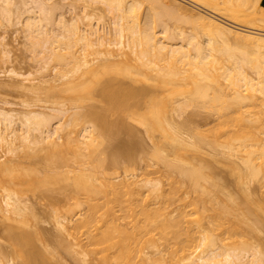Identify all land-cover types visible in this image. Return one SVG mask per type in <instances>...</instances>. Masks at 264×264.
<instances>
[{
    "label": "bare ground",
    "instance_id": "6f19581e",
    "mask_svg": "<svg viewBox=\"0 0 264 264\" xmlns=\"http://www.w3.org/2000/svg\"><path fill=\"white\" fill-rule=\"evenodd\" d=\"M0 1H2L5 4V7H2L3 8L2 10L5 13V15L7 14V18H8V14L9 15L13 14L11 12L12 9H14L15 7L12 8V6L18 7L17 8L18 10L16 12H18V14L21 13V16L23 15L22 13L25 12L26 14L32 13L28 15L29 16V18H27L28 21L25 20L21 21V22L25 21L26 23L25 24L26 28L24 27L23 29H26V32L29 33L27 35V38L29 36L28 39L29 41L32 42L31 45L33 44L32 46L34 47L36 44H39V42L41 41L40 38L44 37L43 39L46 41L45 42L42 39L44 50L43 49H42L43 51L41 49L39 50L42 53L45 51L44 53H46L45 54L46 56L40 53L42 55L41 57L43 56L46 57V60L43 61H46L47 63V61L49 60L48 64H50V62L52 61H55L57 64L60 65L59 67L62 66L61 70L64 71L62 74V78L64 77L63 79L67 80V77L71 75L73 77V80L75 78L77 79L76 81H78V79L80 80V78L82 77L86 78V81L87 80L90 81L88 83V86L85 88L82 87V85L79 86V84L77 86L78 88L76 89L74 86L73 87V90L75 89L74 91L70 89L71 86H67L66 83L68 91L70 89V91H73V95H75L74 97L71 98L75 99L76 100L75 102H77L78 104L81 103L78 102L79 100L84 99V97L87 95L91 96L97 90L102 92L104 97L105 96L106 98L108 97L107 99L110 100V101L108 100L109 104H111L110 102H112V104L115 103L114 100L117 99L118 97L119 98L117 100L121 102V100L123 99V98L121 99V96L124 97V95L128 93L127 91H129V89H131V91H129L128 96L130 95H132L130 97L134 96L133 98L130 99H134V100L136 99L137 101H139L140 97H144L146 95H148L149 99L150 98L151 100L153 99L154 101L153 100L152 101L154 102L153 105L155 107L153 108L154 111L152 113H151V109L150 112L148 109L149 112V114H147L148 119L147 117L145 118L146 120L144 119L146 114L144 116L138 115L139 117L141 116L140 118H142V120H145V122H149L148 124L146 123L147 125L145 126V122H143L140 118H138V122H140V125L145 126L143 127L145 129V133L149 134L150 132L151 137L150 135L149 137L147 135L149 141L151 140L150 138H153L154 141L157 139L156 140L157 142L151 140L153 141L151 143L150 141V143L153 144L152 146L153 148L151 149L150 152L147 151L146 155H148L149 157L148 156H145L146 158L143 157V161L144 158L145 160L146 159L150 160L151 158V161L146 160L147 163L152 162L151 164L149 163L147 167L149 165H153V163L154 164L157 163V165L158 164L164 165L162 167L168 168L169 171L173 172V175L176 179H178L177 177H179L180 175L179 179L183 178V180H181L182 182H180V180H178L180 183L177 180H174V182H172L170 178L173 177L172 173L170 174L169 171H167V169L164 168L168 172L167 173L162 168L165 171V174L163 175L164 179L166 178L165 176H169L168 178H170V181L166 180L167 183L165 182V184L169 183L168 185L171 186L172 188L174 185L172 186L171 184L174 183L176 185V183L178 182L180 186L182 185L185 186V189L184 187L182 189L185 190L183 192L185 193L189 192L190 194L192 193L191 195L193 196L195 193L196 198H194V200L197 199V202L200 205L205 203V207H207L206 203L211 204V205L208 204V209L203 208L204 204L199 208V204L196 201L193 202L194 200L192 198H189L191 197L189 193H188L189 197L186 196L188 199L186 198L184 199L185 193L182 195L183 192H181L182 200L191 199V201L193 202V203L188 202L190 204L189 206L188 204H184L189 207V210L188 209L185 210V208L183 210L184 207L183 203L185 202H183L178 195L179 194L178 192L182 190L180 189V191H178L179 187L175 186L177 190L174 189L175 187L173 189L176 190V192L173 189H167V191L170 190V193L168 191L169 194L168 193L165 194V192H163L164 188L161 187L163 186L162 182L164 181L157 179V177L155 179H157L158 182L156 180L152 181V179L150 178L147 179L151 181H148L147 179L146 181L145 178H143V180L141 179L142 181L141 180L140 181L143 184L142 187L139 179L137 181L138 176L137 174L135 175V173H133L132 175L133 179L131 181H129V178L125 176L128 178V180L127 178L126 179L120 178L122 180L121 181L119 180V183H115V182L113 183L115 177L113 178L112 175H115L116 173L110 174V177L113 178V181H111V178H109V176L105 174L106 172V169L104 168V166H106L104 164L105 161L102 162L98 160L99 161L98 162L95 159V156L97 155L95 149L97 147L99 149V146L96 145L97 143H94L95 140H97V138L95 137L96 138L95 139L91 135L95 134V132L93 133V131H96V128L95 130H93L95 126L93 127L92 125L91 126L88 125L86 128L84 127L85 129L83 131L84 134L83 141L72 139L73 137L71 138L72 139L71 140L68 136L69 139H67V144L71 141V144H69L68 146H71L72 150L74 148L75 154H78V156L81 157L82 160L83 159L84 160L83 161L81 160L80 163L77 162L80 165L76 164L79 170L78 174L74 173L70 166L68 167V169L71 168L69 172L71 170H72L71 174L73 172L74 177H71L72 178L71 181L73 182L72 185H70L71 187L68 185L69 183L67 184V186H69V189H66L68 187L65 186L68 181L67 180L68 178L65 179L67 181L66 183H64L65 185H63L66 187L65 188L66 191L70 190V193H71V189H74V191L73 190L72 191L75 194L72 193L71 196L74 195L75 201L77 200L76 206L78 208L80 207L82 208L83 204L84 207L86 206V211H85L86 214L85 216L83 215L84 221L82 222L83 223L82 227L84 228V232H85L84 234H86V236L83 239L82 235H80L78 236L79 237L78 239L77 235L74 233L76 230H73V232L69 231L71 227L69 228V230H67L69 226H67L68 224L66 225L65 222L66 223L72 222L71 220L72 218L69 215L72 214L71 211L73 212L75 210V209L74 210L69 209L72 208L70 206L68 208V211L66 210L64 216L62 214V216L59 217L57 214L58 217L55 216L57 220L54 218L55 224L57 225L58 229L62 232H66L67 230V232L64 234L67 233L68 234L66 238L63 237L64 239L62 241L60 242L57 241L59 243H57L55 247H53V249L52 248L49 249L50 246L49 247L46 246L45 249L43 250L37 249L36 248L37 246L35 247L33 242H35L38 238L40 239V235L41 236L44 235L41 234L42 232L39 233L40 230L39 232L35 231L33 233L27 232L26 231L27 228L25 229V231L22 228L18 231L10 230L8 232L9 243H11L13 252L17 256V258L22 262V264H61L60 255L62 254L69 255V257L71 258L73 257L74 261H76L78 264H158V263L166 264V262L167 264L168 263L174 264L173 260L180 258L182 260H177L176 261L177 264L180 263L181 261L182 264H184L185 261L186 264H264V253L262 249H260L261 247L259 248V246H255V247L246 248L245 243L249 240L244 242V239L242 238L243 241H241L242 239H238L241 236L238 237V234L235 235V233H239L244 237L243 234L247 231V234L249 233L250 236L247 237V239L249 238L251 240L252 234L250 235V233H252V231L254 232L255 230L259 231L257 232V234L259 233L258 235H260V233L264 234V193L260 198H256L258 196L257 195H255V197L254 195L252 196L254 191L252 192L251 191L252 186L250 187V184L253 182L251 185L260 184V187L264 188V11L263 9H261L260 0H189L191 3H193L192 7H187L183 5L180 2V0H76L75 2L77 3L75 2L74 3L75 4L80 3L84 8L91 6L90 3L92 4L101 3L102 5L104 4V6H106L109 13H111L112 16L114 17V20L112 22L113 31H111L113 32L111 33L113 34V40L111 37V40L113 42L111 41L109 42V40L108 42H106L107 41L105 39L106 33H104L105 35H102L100 31L97 30V28L95 29L94 27H90V29L88 28L89 30H87L86 28L85 29L82 28V24L80 27L79 24H77L76 22L77 20H75L74 18H72L74 22L71 23L69 21L66 22L64 18H61L63 16H61L60 17L61 19L59 20L57 19L58 22L54 23L56 22V20L54 21L53 20L54 18L51 17V12L53 13V11L58 10L59 7L57 8L56 7L57 5L54 7V5L52 4L53 5L52 7L51 4H49L52 7L51 8L50 6L48 7L47 6L48 4H45V1L43 0H31L32 2H34V4H36V8L38 9L39 16L37 17V15L32 16L33 11L31 8L25 9V7H27L28 4L26 3L25 5L24 0H0ZM28 1L29 0H27V2ZM49 1L50 0H47L46 2ZM195 6L196 7L200 6L201 8H204L205 11L201 10L202 11L201 12L193 9V7ZM143 7L146 8V11L148 10L147 12L149 14H147L148 20L147 18L145 21L143 20L144 25L141 26V22H138L139 20H137V18L138 19L141 18L139 16L141 15L139 12H143L142 11ZM54 8L57 9L54 10ZM16 17H18V15ZM86 17L89 16L87 15ZM218 17L222 18L224 21L222 19H219ZM19 18L22 19L23 17L19 16ZM77 18L78 17H76V19ZM165 19H168V22L170 19L173 20L177 19V21L179 20V23L181 24H183L182 22H184L187 23L188 26L190 25L191 28L187 27L191 29L190 32L187 33L182 31L185 34L180 33L181 37L180 36L178 37V39L181 38L180 39L181 44L180 43L175 44L173 38H172L173 42L170 37L167 38V35L168 33H170L171 30L170 27H167L169 25H167V20ZM53 25L58 27L56 29L58 31L55 32L53 30L51 31L52 29L51 26ZM49 26L51 27V29H48L50 28ZM156 27L163 29L161 34L164 35L163 38H166V41L160 38L159 36L160 33L157 36L156 34L157 32H155ZM168 30L170 31L168 32ZM50 31L54 32V34L50 33ZM171 32L173 35L174 34L173 31ZM177 34L175 37H177ZM38 39L39 42L37 43ZM57 43H59L58 45L60 46V48L57 45ZM54 44L56 46H53ZM78 45H80L79 47L81 48V53L79 54H77V52L76 53L73 52L76 51L74 50V48ZM52 46L56 48L58 47L60 51H62L61 50L62 48L68 50V52L65 50L67 52L65 54H67L69 58L67 56L64 57L65 55L62 54L65 51L59 53L58 51H56L58 50V48L55 50V48H53ZM103 56L105 57L108 56L109 59L111 58L112 59L115 58V59L113 61ZM90 57L93 58L91 59ZM116 57H118L119 62H123L122 58L125 59L126 57L127 60L124 61L125 62L128 61L129 63L132 62L134 65L132 66L131 63L130 67L135 68L134 69L135 72L134 73L131 72L133 71V69L127 70L128 69L127 67H129V63L128 66L125 67L127 69L122 68L121 67L122 64L120 66L118 65L119 68H117V64H115L116 63L115 61L117 60ZM125 64L127 65V63ZM106 74L109 77L110 75L114 77L116 76V79H119L118 78L119 76L120 78L124 77V79L131 78L130 80H133L134 83L138 82L139 81L138 79H140L139 77L142 78L143 76L145 78L142 80L143 81L145 80L147 85L145 83L143 84H145L147 87L134 88L133 86L134 84L131 81L133 85H130L131 83L127 85L130 87L133 86V89L127 88L128 89L127 90L126 87L128 86H126V83L124 84L123 82L124 86H121L123 85L121 79H119L118 81L113 78H110L107 81L101 80V76L105 75L106 77ZM133 75L137 78H134ZM125 80L128 81V79ZM81 82H83V80H81ZM115 84H117L118 86L117 85H116L117 87L114 86ZM34 86L35 85L31 87ZM113 86H114L113 88L114 90L111 88ZM109 88L112 90H110ZM122 92L124 95L122 94ZM156 93L158 95H155ZM92 97L93 95L91 96V98ZM176 97H182L180 99L181 101L179 100L174 101V98ZM72 99L71 101L70 100L69 101L73 103ZM88 99L90 100L89 97ZM84 100L87 101L86 97ZM136 100L135 102H137ZM151 100L150 101L148 100V102L153 103ZM193 101L211 102L212 105L210 104L209 106L210 108L212 107L213 110L212 108L211 109L209 108L208 106L209 103L203 105L201 102L202 108H205V110L210 109L213 112V114L211 113V111H210L211 114L209 113L210 116L212 115V118L209 117L208 119L207 117L208 119L207 123L211 125L210 128H206V130H208L209 133H206L204 130L203 131L205 133L202 132V130L200 132V128L198 130L196 126H195L196 130H195V128L193 127L195 123L190 122L193 121L192 119H194L193 117L191 118V115L190 116L188 115L189 117L186 118L184 123L181 121H180L181 123H179L175 120L174 117L176 116V114L179 113L180 110H182V108L187 109L188 111L189 108L195 106V102L193 104ZM139 102L137 103L140 106L141 105L140 103H142L143 100L142 102L140 103ZM127 104L125 103L123 106L124 107L125 105L128 106ZM77 105L75 108H77ZM196 105L198 106L199 104L196 102ZM145 107L148 108V106ZM170 108L172 110L171 112L169 111ZM124 109L125 108H123L122 111H125L127 108L125 110ZM56 111L59 110L55 109V112ZM187 111L182 110V112L184 113H186ZM168 112L170 113V116ZM56 113L58 117L60 116L59 115L60 113L61 115L62 113L64 115V112L62 110ZM20 114L22 113L16 115L15 113L13 114V112H11L10 110L6 111L3 110V108L0 109V147L1 145L11 146L16 140H21L24 147L30 144H34L37 141L36 139L37 137L33 138L34 136H32V134L35 132L39 134L41 132L43 134L42 137L39 136L41 138V139L39 138L40 140L42 139H44L45 141L50 140L56 133H58L57 130L60 131L59 129H61V128L58 129V126L55 127L53 125L54 124L52 122L54 121L53 115L49 114L50 116H53V120H52L48 115L47 117L41 113H36L32 111L22 115ZM73 114L75 113L73 112ZM134 114H136V112ZM150 114L153 115L151 119L154 118V120L152 119L153 121L150 119L152 122L149 121V117L151 116ZM172 114H175V116L174 117L171 116ZM76 115L79 116L78 117V121H79L81 117L92 118L91 115L93 114L87 113V111L86 113H84V111L83 112L80 111ZM57 116L55 118H58ZM84 120L87 119L85 118ZM84 120H81L79 122L82 123V121L84 122ZM208 121H211V123H214V125H212ZM18 123L19 126H22V128L24 127L25 129V132L22 134L18 133L19 129L18 130L16 129L17 128L16 125H18ZM92 123H94V121ZM199 125L201 126V124ZM199 125L197 124V127H200ZM53 126L55 127V129H53ZM202 133L204 135H202ZM154 134H156L159 137L154 136ZM59 139L61 138L59 137ZM98 139H100V137H98ZM100 142L99 144L101 147L103 145H101ZM61 144L64 145L63 143ZM54 145L56 146L57 144L52 141L51 146L54 147L55 149L57 148L56 151L60 150L59 149L60 147H63L62 145L61 146L57 145L56 147ZM142 145H141L142 147L141 150L144 148ZM68 146L67 149H70L68 148ZM54 148H51L53 150L52 152H55ZM204 148H206V150ZM144 150L146 151V149H143L141 153L145 154L146 152ZM24 152L28 153V151H24ZM201 152L205 157L209 156L211 158L212 156L214 160L213 159L210 160L208 158L209 162L215 161L218 163L219 167L221 168L223 167V165H226L224 166V168H222V170H225L227 168L225 170L226 173L229 170L230 174L228 173L227 174L230 175L232 178L230 182L232 181V184L235 185L236 194L235 193L232 194L231 192H228L229 189L227 190V184L222 182V180L220 179L217 180V178L215 177L216 174L214 175V172L217 169L216 167H214L216 168L215 170L212 169V171H214L213 173L212 171L210 172V174L209 172H207L209 171L212 162H210L211 163L210 165L207 163L210 167L204 164L203 162H201L202 159L201 157L202 154H200ZM194 153L200 154L199 157L201 158L199 159L198 157L200 161L198 160L196 161L197 158L194 157L192 158L189 155V154L194 155ZM205 153L207 156L205 155ZM29 154L31 153L29 152L28 156ZM199 154H196L194 156L197 157ZM55 155L58 158V155L57 154ZM61 157L63 156L61 155ZM79 157L78 159H80ZM192 159L196 161L195 165ZM116 160L115 161L113 160L114 163L111 165H114L113 168L115 167L118 170L120 169V167L118 166L121 163H119L120 161L119 159H118L119 161ZM126 160L128 161V159ZM10 161L12 162L13 159H11ZM10 161L8 162L11 163ZM54 161L55 158L53 159V162ZM67 161L68 160H66V162ZM8 162L6 163V165L5 163H3V165L0 164V173H1L0 175L3 176L2 174L4 173L6 176L7 175L9 176L8 179L11 177L12 181H9V183H13V185L16 184L17 186L18 185L21 186V184L25 185L24 183H27L28 184L27 187L30 188L31 185V189H32L33 185L32 184L29 185V183H31L32 181H28L31 180L30 178H32L33 181H36L37 185L38 182L39 185H41L40 183L42 182L41 180H44L43 178L41 179L39 178V176L37 175L38 173L29 174L31 172L29 173L25 172L23 168V171L20 172L25 173V179H28L27 177L30 178L26 180L27 182L23 181L22 179L24 176L23 173H21L20 176L18 172L16 177L19 175V177L21 178L18 179H22L23 182L17 181L16 180L17 178L12 177L14 175L13 172L10 174V170L13 171L16 167L12 164H9ZM53 162L50 163H52L53 165L55 164ZM133 162L134 161H132L131 164H133ZM188 162L191 163L189 164L190 166L188 165ZM63 164L64 162L61 163L62 167ZM85 164H89V165H85ZM131 164L129 163L130 166H132ZM199 164L201 165L204 164L202 165V167L206 166L205 167L206 169L204 168L206 173L204 172V169L199 166ZM58 165L59 164H57V167ZM191 165L192 166L194 165L195 167L194 166L191 167ZM207 166L209 169L207 168ZM89 167H91L92 170ZM93 167L94 168L97 167V169L95 168L97 172L100 167V169L102 170L101 175L103 173V170H105L104 174L106 176L104 175V180H103V176H101L102 178L99 176L100 173H97L95 172V170H93ZM101 167L104 169H102ZM53 169L54 168H52L51 171H54ZM7 172L10 175L6 174ZM65 172L68 171L66 170ZM27 173L29 174V176L28 175L26 176ZM56 173H57V169H56ZM174 173H177V177L176 174ZM211 173L214 175L213 177L216 179L211 177L212 176ZM58 174H60V172ZM5 175L4 178H7L5 177ZM30 175L31 176L33 175L34 178L33 176L31 177ZM98 177L102 179L101 183L99 181L100 185L96 183V181L99 180ZM116 177L119 179V175H117ZM1 178L2 177H0V179ZM4 178H2L1 180L2 182L5 180ZM133 180L136 181L134 182ZM45 181L46 180H44V182ZM5 182L6 181H4V183ZM4 183L2 187L4 186ZM139 184L140 186L137 188ZM143 186L147 188V189L145 188V190L149 192L148 195L149 194L151 195V193L153 194L155 193L154 194L155 196L158 195L159 198H164L161 200V204L158 202L160 205L159 204L157 205V201H159V199L158 200L155 199L156 197L154 195L153 198L156 204L153 201V199H151L152 195L150 196V198H148L147 196V199L144 197L145 195L144 193H147V191L141 193V191H145ZM186 186L188 190L186 189ZM34 187H35V182H34ZM14 189L17 190L18 188L17 189L14 188ZM23 189L27 190V188H23ZM7 190L8 193L4 194L5 196L3 201L6 210L4 208L3 210H5V212L10 214V216L6 218H10L11 216H14V218H16L17 216L20 219L23 218V221L26 222L28 218L30 219V217L28 216L32 215L31 213H28L29 211L28 207L24 203H22L23 200L17 199L19 198V196L15 197V195H17L16 194L17 191L16 193L14 192L15 193L14 194V193H10L9 189ZM21 190L19 188V191ZM138 190L142 195H140ZM164 190H166V187ZM28 191H30V189H28ZM22 192L23 191H21V193ZM137 194L138 196H140L139 197L140 199L146 200L145 203L144 202L142 203V201L138 200ZM223 195H225L226 197H223ZM141 196H143V198ZM177 198H179V200L183 202V203L180 202L182 205H178V207L182 206L181 207L182 210L177 209V204L179 202ZM148 199L153 201V205H151L152 203ZM72 200L74 201L73 197ZM173 201H177V204L176 203L174 204ZM172 203L174 206L176 205L175 213L173 210L174 206L170 205ZM154 204L155 207H153ZM76 206L75 208H77ZM169 206H171L172 209L169 210V208H171ZM209 206L212 208H209ZM251 206H253V208H251ZM209 210L211 212H209ZM206 218L210 219L211 223L214 224V225L210 224L209 226L212 233L209 232L210 230L206 228L209 234H207V232L203 230L202 227L204 226V224L201 227V223H200L202 219H206ZM251 219H253L254 222H252ZM25 222L23 223L25 224ZM248 222L249 223L252 222L251 227L248 226L250 225ZM241 223L244 225L243 228L244 232H242V234L241 232H239L242 229L235 232L236 228L238 229ZM24 224L22 225L23 227ZM198 224H200V227L197 228ZM246 226L250 228L248 230L251 232L245 230ZM215 227H216L215 230H217L218 232L214 230ZM75 229H77L78 231L77 227H75ZM81 234H83V231L81 232ZM222 234L225 235L227 234V235L226 237L223 235L224 238L217 237L220 240L215 237L220 235L222 236ZM61 235H63V233ZM254 235H256V232L254 233ZM156 236H158L157 239L159 241L162 240L159 243L160 247L158 244H156L159 242L156 240L155 238ZM234 237H238V238L235 239ZM80 238H82V241L80 240ZM168 238H171L169 242V246L167 245L169 241ZM233 238L236 241H240V243L235 241L237 245L239 244L238 249L240 248V245L242 247L243 243L241 242H244L242 249L244 248L245 245L246 250H243L242 252V250L240 251L236 249L237 247L235 248V246L233 249L232 247ZM226 240L227 241L230 240L232 241V243L229 242L228 244H225L226 247L222 246L221 248L223 249H220L218 245L221 246L222 244L225 243ZM163 241L165 242V245H163ZM217 241H220L219 243H221L222 241V244L216 243ZM259 241L262 242L261 239ZM248 243H246L247 246L249 245ZM170 244L172 245L173 249L171 248L169 252L172 251L173 255L175 254L176 256L179 254L178 256H180V258H176V256H173L171 257L172 260L170 259V262H168L169 261L168 259H165L168 261L161 260L160 257L164 259V256H160L161 252L163 254V251H165L164 253L168 254L169 253L168 250L171 247ZM143 245H145V247ZM146 245H148V248L146 247ZM142 246L143 248H147V249L151 248L152 246H155V248L152 247L153 250L152 248L148 250L149 254L147 255H150V258L151 257L153 258L152 260H148L150 262H147V259L150 258L149 256L148 258H146L147 257L145 256L146 253H144L143 256ZM161 246L164 247L165 250L164 249L163 251L159 250L160 257L159 256L156 257V255L159 254V252L156 253V251H158V249H161ZM166 247H169V249L168 248L166 249ZM150 250H152L153 252L151 251L152 252L151 253ZM154 251L156 254H153ZM198 252L200 255H197ZM172 253L170 254L172 255ZM154 255L157 260L156 259L154 260L155 258ZM168 256L169 255H167V257ZM159 261L161 262L163 261V262L160 263ZM171 261L173 263H171ZM0 264H2L1 261Z\"/></svg>",
    "mask_w": 264,
    "mask_h": 264
},
{
    "label": "rangeland",
    "instance_id": "374dc122",
    "mask_svg": "<svg viewBox=\"0 0 264 264\" xmlns=\"http://www.w3.org/2000/svg\"><path fill=\"white\" fill-rule=\"evenodd\" d=\"M25 1V5H26V3L28 4L27 5V7H25V9H29V8H31L32 9V11H33V15L32 16H36L37 15V17L39 16V14H38V9L36 8V4H34V2H32L31 0H29L28 2H27V0H24ZM43 1H45V4H48L47 6L49 7L50 5L49 4H51V6L53 7V5H54V7L56 6L57 8H58V10H55V9H57V8H54V10L55 11H53V13L51 12V17H53L54 19V21L56 20V22H54V23H57L58 22V20L59 19H61V18H64L65 19V21L67 22V21H69V22H74V20L72 19V18H74L75 20H77L76 22H77V24H79V26L81 27V24H82V28H86L87 30H89L90 29V27H94L95 29L97 28V30H99L100 31V33L102 34V35H105L104 33H106V35H105V39L107 40H105L106 42H108V40H109V42L111 41V42H113L112 40H113V34H111V33H113V32H111V31H113L112 29H113V25H112V22H113V20H114V17L112 16V14L111 13H109V11L107 10V8H106V6H104V4L102 5L101 3H98V4H92V3H90V5L91 6H89V7H87V8H84L80 3H78V4H75V3H77V2H75L76 0H69V2H68V0H50L49 2H46L47 0H43ZM65 1V2H64ZM75 2V3H74ZM180 2L183 4V5H185V6H187V7H192V5H193V3H191L189 0H180ZM2 1H0V109H2L3 108V110H6V111H8V110H10L11 112H13V114L15 113L16 115H19V113H22V114H25V113H29V112H36V113H41V114H43L44 116H50V115H53L54 116V121H52L54 124V126L55 127H57L58 126V129L59 128H61V129H59L60 131H58L57 130V132L58 133H56L50 140H44V139H42V140H40L41 138L40 137H42L43 136V134L40 132V134L39 133H33L32 134V136H34L33 138H36L37 139V141L34 143V144H30V145H27V146H29V147H27V146H25L24 147V145H23V143L21 142V140H16L14 143H13V145H11V146H3V145H1V147H0V164L1 165H3V163H5V165H6V163L8 162V161H10L11 159H13V161L11 162V163H9V164H12V165H14L13 167L15 168L13 171H11L10 170V174L13 172V176L12 177H15V178H17L16 180L17 181H22V179H23V181H26V180H28L30 177H27L28 179H25V173L24 172H20V171H23V168H24V171L25 172H31V173H29V174H34V173H38L37 175L39 176V178L41 179V178H43L44 180H46L45 182H44V180H41L42 182H40L41 183V185H39V182H38V185H39V187H38V185H37V183H36V181H33V179L32 178H30L31 180H28V181H32L31 183H29V185L30 184H32L33 185V188L31 189V185H30V188L29 187H27L28 186V184L27 183H24L25 185H22L21 184V186H24V187H21L20 185H16V184H14L15 185V187H14V185H13V183H9V181H12V178L10 177L9 179H8V175L6 176L4 173L2 174L3 176H1L0 175V177H2V178H4V175H5V177H7V178H4L3 180L4 181H6L5 183H4V181L2 182L1 180H2V178L0 179V182H1V184H0V261L2 262V264H8V263H10V264H22V262L17 258V256L15 255V253L13 252V248L11 247V243H9V231L10 230H14V231H18V230H20L21 228L25 231V229H26V231L27 232H30V233H33V232H35V231H38L39 232V230H40V232L39 233H41V234H44L43 236H41L40 235V239L38 238L35 242H33V244L35 245V247L37 248V249H45V247L46 246H50L49 247V249H53V247H55V245L57 244V243H59L60 241H62L64 238H66V236H67V234H64V233H66L67 232V230H69V228H70V230L69 231H72L73 232V230H76L74 233L77 235V237L78 236H80V235H82V238L84 239V237L86 236V234H84L85 232H84V228L82 227V225H83V221H84V217H83V215L85 216V214H86V206L84 207V204L82 205V208L80 209V208H78L77 206H76V202H77V200L75 201V197H74V195L73 196H71V194L73 193V191H74V189H71V193H70V190H68V191H66V189H69V186L70 185H72V182L73 181H71V177H74V175H73V172L74 173H76V174H78V166L76 165V164H78L77 162H81V157H79L78 156V154H75V152H74V148H73V150H72V148H71V146H68L69 144H71V141L67 144V139H71L72 137V139H75V140H79V141H83V131H84V129L89 125V126H95L94 128H93V130H95V128H96V131H93V133L95 132V134H92L91 136L92 137H96L97 138V140H95V142L94 143H97L96 145L97 146H99V149H98V147L95 149L96 150V152H97V155L95 156V159L98 161H105V165L106 166H104V168L106 169V172H105V170H103V173H102V175H101V172H102V170L100 169V167H99V169H98V172L95 170V168L97 169V167H93V170H95V172H97V173H100L99 174V176L101 177V176H103V180H104V175L105 174H107L108 176H109V178H111L110 177V174H115V175H112V177L114 178L115 177V179H114V181H113V178H111V181H113V183L115 182V183H119V180L121 181L122 179H126L127 177L129 178V181H131L132 179H133V177H132V175H133V173H135V175L137 174V176H138V178H137V181H138V179H139V181L142 179L143 180V178H145V180L148 178H150V179H152V181L154 180H156L157 181V179H160L161 181H164V182H162V185L163 186H161L162 188H164L165 189V187H166V190H164L163 189V192H165V194L166 193H168V191H169V193H170V190H168L167 191V189H173L175 186H178L179 187V190L178 191H180V189L182 190L183 189V187H184V189H185V186L184 185H182V183H181V185L182 186H180V182H182L181 180H183V178L182 179H179V177H180V175H179V177H177V173H174V174H176V177L178 178V179H176L175 177H174V175H173V172H171V171H169L168 170V168H165V167H162V166H164V165H161V164H158L157 165V163L156 164H154L153 163V165H149L148 167H147V165L150 163H152V162H149V163H147V161L146 160H148V159H146L145 160V156H148V155H146L147 154V151H151V149L153 148L152 146H153V144H151L154 140H153V138H150L151 140H153V141H151V143H150V141H149V139H148V137H149V135H150V132H149V134H146L145 133V129L143 128V127H145L149 122H145V118L148 116L147 114H149V112H150V109H151V113L154 111V100L152 101L151 100V98L149 99L148 98V95H146L147 96V98H146V96H144V97H140L139 98V101L140 102H142V100H143V102L142 103H140L139 101H137L136 99V101L137 102H139L141 105L139 106V104L137 103V102H135V100L134 99H130V98H133V97H130V96H132V95H130V96H128V93H129V91H131V89H129V91H127L126 93L127 94H123V92H122V94L124 95V97L123 96H121V99L123 98V99H125V100H121V102L119 101V100H117V99H115L114 100V102L115 103H113L112 104V102H110L111 104H109V102H108V100L109 99H107L106 98V96L104 97V95L102 94V92H100V91H95L92 95H93V97L91 98V96H89V95H87V96H85L86 97V99H87V101H85L84 99H85V97H84V99H81V100H79L78 102L80 103V104H78L77 102H75L76 100L75 99H72L71 97H74L75 95H73V91L76 89V88H78L77 86H78V84H79V86L80 85H82V87H87L88 86V83L90 82V81H86V78H84V77H82V78H80V80L78 79V81H80V82H78V81H76L77 79L75 78L74 80H73V77L71 76V75H69L68 77H67V80L66 79H63L62 78V74H63V70H61L62 68V66L61 67H59L60 65L59 64H57L55 61H52V62H50V64H48L49 62V60L47 61V63H46V61H43V60H46V57H41L42 55H45L46 53H42L39 49H43L44 47H43V41H45L43 38L44 37H42V38H40V40L42 41V39H43V41L40 43L39 42V39L37 40V43L39 42V44H36L34 47L31 45V41H29V36H28V38H27V35L29 34V33H27L26 32V29H23L24 27H25V21H28L27 20V18H29V16L28 15H30V14H32V13H28V14H26V12L25 13H22L23 15L21 16V13H20V11H19V13L20 14H18V12H16L18 9V7H16V6H12V8H14V9H12V8H10V9H12V12L11 13H13V14H8V18H7V14L5 15V13L3 12V8L2 7H5V4L3 3ZM70 3V4H69ZM53 4V5H52ZM61 4V5H60ZM101 4V5H100ZM70 5V6H69ZM73 5V6H72ZM76 5V6H75ZM260 5H261V9H263V11H264V0H260ZM29 6V7H28ZM50 6V7H51ZM75 6V7H74ZM11 7V6H10ZM51 7V8H52ZM69 7H71V8H69ZM62 8V9H61ZM74 8V9H73ZM89 8V9H88ZM19 9H20V7H19ZM85 9V10H84ZM105 9V10H104ZM143 10V12H139L141 15H139L141 18H137V20H139L138 22H141V26H143L144 24V22H143V20L145 21L146 20V18H147V14H149L147 11H146V8L145 7H143L142 8ZM193 9H195V10H197V11H205L204 10V8H201L200 6H195V7H193ZM74 10V11H73ZM31 11V10H30ZM146 11V12H145ZM201 11V12H202ZM207 11V10H206ZM23 12H24V10H23ZM143 14V15H142ZM13 15V16H12ZM18 15V17H16ZM89 16V17H86V16ZM9 16H10V18H9ZM19 16L20 17H23L22 19L21 18H19ZM31 16V17H32ZM61 16H63V17H61ZM149 16V15H148ZM61 17V18H60ZM76 17H78L77 19H76ZM6 18V19H5ZM219 18V17H218ZM19 19H21V20H19ZM58 19V20H57ZM84 22H82L81 20ZM219 19H222V18H219ZM20 21V23H19V21ZM22 20H25L24 22H21ZM79 20H80V23H79ZM141 20V21H140ZM147 20H148V18H147ZM165 20H167V25H169V26H167V27H170V30L171 31H173V35H172V32L170 31V30H168V32L170 31V33H168V35H167V38L168 37H170L171 38V40H172V42H173V39H174V43L175 44H181V38H179L178 39V37L180 36L181 37V35H180V33H183V32H190V25L188 26V24L187 23H184V22H182L183 24H181V23H179V20L177 21V19H170L169 20V22H168V19H165ZM223 20V19H222ZM224 21V20H223ZM68 22V23H69ZM226 22V21H225ZM23 23V24H22ZM177 24V25H176ZM179 24V25H178ZM90 25V26H89ZM54 26V25H53ZM51 26L52 27V29H51V27L50 28H48V29H51V31L53 30L54 32L55 31H58V30H56L58 27H56V26ZM182 26V27H181ZM178 27H179V30H178ZM187 27H190V28H187ZM26 28V27H25ZM89 28V29H88ZM156 29V31L155 32H157L156 34H157V36H158V34H159V36H160V38H162V40L164 39L165 41H166V38H163V34H161V32H162V28H158V27H156L155 28ZM154 29V30H155ZM181 30V31H180ZM185 30V31H184ZM50 31V33H53L54 34V32H51ZM103 31V32H102ZM177 31V32H176ZM183 31V32H182ZM177 33H179V34H177ZM186 33V34H187ZM26 34V35H25ZM111 34V35H110ZM176 34H177V37H175L176 36ZM183 34H185V33H183ZM109 35V36H108ZM170 35V36H169ZM173 36V37H172ZM111 37H112V40H111ZM46 38V37H45ZM108 38V39H107ZM173 38V39H172ZM27 40H28V42H27ZM30 40H31V38H30ZM47 40V39H46ZM176 40V41H175ZM32 41H34V40H32ZM46 42V41H45ZM45 42H44V44H45ZM35 43H36V40H35ZM59 43H57V45H58ZM39 45V46H38ZM45 46V45H44ZM53 46H56L55 44L53 45ZM52 46V47H53ZM59 46V45H58ZM80 45H78V46H76L75 48H74V50H76V51H73V52H77V54H79V53H81V48L79 47ZM38 47V48H37ZM42 47V48H41ZM35 48H37V49H35ZM53 48H55V50L58 48H56V47H53ZM59 48H60V46H59ZM59 48H58V50H56V51H58L59 53L61 52L62 53V51L64 52L66 49H61L62 51H60L59 50ZM34 49V50H33ZM110 49H113V48H110ZM44 50V49H43ZM42 50V51H43ZM78 50V51H77ZM67 52H68V50H66ZM64 52V53H62L63 55H65L64 57H66L67 56V54H65V53H67V52ZM42 55H41V54ZM35 56V57H34ZM46 56V55H45ZM108 56H111V55H108ZM108 56H103V57H105V58H107V59H109L108 58ZM68 57V56H67ZM103 57H102V59H103ZM112 57H115V56H112ZM121 57V56H120ZM36 58V59H35ZM69 58V57H68ZM91 59L93 58V57H90ZM111 58V57H110ZM117 58V60L115 61L116 63L115 64H117V68H119V66L121 65V67L122 68H125L126 66H128V61H124V60H127L126 59V57H125V59L124 58H122V61L123 62H119V60H118V57H116ZM115 59V58H114ZM114 59H109V60H113L114 61ZM121 59V58H120ZM39 60H40V63H39ZM118 61V62H117ZM44 62V63H43ZM127 63V65L125 64V63ZM45 63H46V65H45ZM132 63V62H131ZM131 63H129V67H130V64ZM55 64V65H54ZM48 65H49V67H48ZM119 65V66H118ZM124 65V66H123ZM134 64L132 63V66H133ZM58 66V67H57ZM116 66V65H115ZM115 66H113V67H115ZM41 67H43V68H41ZM45 67H47V68H45ZM129 67H127V68H125V69H127V70H130V69H133V71H131V72H135V68H129ZM45 68V69H44ZM60 68V69H59ZM42 69H44V70H42ZM46 70V71H45ZM57 72V73H56ZM59 74V75H58ZM111 74V73H110ZM60 75H61V77H60ZM113 75V74H112ZM135 75V74H134ZM133 75V76H134ZM132 76V75H131ZM137 76V75H136ZM140 76V75H139ZM71 78V80H70V78ZM103 77V78H102ZM110 78H113V79H116V76L114 77V76H111L110 75V77L109 76H107V74H106V77H105V75H103V76H101V80H103V81H107L108 79H110ZM119 79H121L122 81V84H123V82H124V84L126 83V86H128L130 83H131V81L133 82V80H130L129 78H125V79H128V81L127 80H125L124 79V77H121L120 78V76L118 77ZM123 78V79H122ZM134 78H137V77H135L134 76ZM140 79H138L139 81L138 82H136V83H134L133 82V84L131 83L130 85H133L134 86V88L135 87H137V88H146L147 86V83H146V81L144 80H142V79H144L145 77H143L142 76V78L141 77H139ZM26 79V80H25ZM69 79V80H68ZM119 79H116L117 81L119 80ZM133 79V78H132ZM32 82H31V81ZM81 80H83V82H81ZM74 81H76V82H74ZM130 81V82H129ZM69 82V83H68ZM55 83V84H54ZM66 83H67V86H71V88L70 89H72L73 90V87L75 86V89L73 90V91H70V89H69V91H68V88H67V86H66ZM71 83V84H70ZM85 83V84H84ZM143 83H145V84H143ZM32 84V85H31ZM57 84V85H56ZM77 84V85H76ZM119 84H120V82H119ZM124 84L123 85H121V86H124ZM128 84V85H127ZM33 86V85H35L34 87H31V86ZM84 85H86V86H84ZM91 85V84H90ZM117 84H115L114 86H116ZM137 85V86H136ZM114 86L113 87H111L112 89L114 88ZM118 86V85H117ZM116 86V87H117ZM133 86L132 87H130V86H128V87H126V89L127 88H132L133 89ZM136 88V89H137ZM110 89V88H109ZM112 89H110V90H112ZM114 90V89H113ZM128 90V89H127ZM64 91V92H63ZM66 91V92H65ZM126 91V90H125ZM56 94H55V93ZM60 92V93H59ZM72 92V93H71ZM53 93V94H52ZM68 93H70V94H68ZM75 93V92H74ZM131 93V92H130ZM97 94H99V95H97ZM121 94V95H122ZM152 94H154V93H152ZM56 95H57V97H56ZM102 95V96H101ZM109 95V94H108ZM155 95H158L157 93L155 94ZM151 96V95H150ZM149 96V97H150ZM88 97L90 98V100L88 99ZM129 97V98H128ZM183 97V96H182ZM182 97H176V98H174V101L175 100H179V101H181L180 99L182 98ZM76 98V97H75ZM153 98V97H152ZM179 98V99H178ZM71 99H72V101H73V103L72 102H70L71 101ZM70 100V101H69ZM84 100V101H83ZM89 100V101H88ZM148 100L150 101H152L153 103H149L148 102ZM63 101V102H62ZM110 101V100H109ZM111 101H113V100H111ZM131 101V102H130ZM173 101V102H174ZM85 102V103H84ZM118 102V103H117ZM124 102V103H123ZM130 102V103H129ZM172 102V103H173ZM194 102L195 101H193V104H194ZM196 102L200 105H196ZM195 102V106L194 107H191V108H189L188 109V111H187V109H183L182 107V110H186L187 112L186 113H184V112H182V110H178L179 111V113L178 114H176V116H175V114H172L171 116H175L174 118H175V120L177 121V122H179V123H181V122H185V120H186V118H188L190 115H191V118L193 117L194 119H192L193 121H190V122H192V123H195L194 125H193V127L195 128V126H196V128L199 130V128H200V132H201V130H202V132H206V133H209L208 132V130H206V128H210L211 127V125L209 124V123H207V120L209 119V117H211L212 118V115L210 116V114L212 113L213 114V112L210 110L211 108H210V104H211V102H208V101H206V102H202V104L204 105H206L207 103H209L208 104V106H209V108L210 109H208V110H205V108H202V106H201V102H198V101H196ZM66 103H68V104H66ZM72 103V104H71ZM75 103H76V105H77V108H78V110H77V108H75L76 107V105H75ZM117 103V104H116ZM122 105H121V104ZM127 104L128 106H129V108H128V106H126L125 105V107L123 106L124 104ZM144 103V104H143ZM65 104V105H64ZM70 104V105H69ZM74 104V105H73ZM119 104H120V106H119ZM151 104V105H150ZM174 104V103H173ZM132 105V106H131ZM212 105V104H211ZM71 106V107H70ZM119 106V107H118ZM122 106H123V108H127L125 111H122ZM137 106V107H136ZM145 106H148V108H146ZM152 106V107H151ZM62 109H61V108ZM205 107H207V106H205ZM82 108V109H81ZM110 108V109H109ZM122 108V109H121ZM55 109H58L59 111H63L64 112V115H63V113H62V115H61V113L59 114L60 116L58 117L56 114V112H59V111H56L55 112ZM75 110V111H72V110ZM81 109V110H80ZM112 109V110H111ZM148 109H149V112H148ZM116 110V111H115ZM135 110V111H134ZM212 110H213V108H212ZM80 111H84V113H86V111H87V113H92L93 115H91L92 116V118L91 117H81L80 118V120L79 121H81V120H84L85 118L87 119V120H84V122L82 121V123L81 122H79L78 121V115H76L77 113H79ZM90 111V112H89ZM129 111V112H128ZM131 111V112H130ZM169 111L171 112L172 110H171V108L169 109ZM210 111H211V113H210ZM73 112L75 113V114H73ZM132 112H136V114H134V113H132ZM148 112V113H147ZM175 112V111H174ZM96 113V114H95ZM121 113V114H120ZM138 113V114H137ZM169 113V112H168ZM181 113H183V114H181ZM210 113V114H209ZM22 114H20V115H22ZM50 114V115H49ZM95 114V115H94ZM99 114V115H98ZM134 114V115H133ZM146 114V116L144 117V119L145 120H142V118H140L142 115L144 116ZM58 117V118H55L56 116ZM74 117H73V116ZM97 115V116H96ZM130 115V116H129ZM138 115H141L140 117L138 116ZM151 115V114H150ZM189 115V116H188ZM194 115V116H193ZM47 116V117H48ZM53 116H50V118L53 120ZM77 116V117H76ZM133 116V117H132ZM136 116H138V117H136ZM153 115H151L150 117H149V121H151L152 119L154 120V118H152L151 119V117H152ZM169 116H170V113H169ZM122 117V118H121ZM125 117V118H124ZM157 117H159V116H157ZM177 117V118H176ZM207 117H208V119H207ZM61 118V119H60ZM89 118H90V120H89ZM130 118V119H129ZM135 118H136V120H135ZM138 118H140L143 122H145V126L144 125H140V122H138ZM101 119H103V120H101ZM147 119H148V117H147ZM151 119V120H150ZM75 120V121H74ZM141 120H139V121H141ZM152 120V121H153ZM183 120V121H182ZM211 120V119H210ZM77 121V122H76ZM94 121V123H92ZM151 121V122H152ZM181 121V122H180ZM212 121V120H211ZM211 121H208V122H210L211 123ZM76 122V123H75ZM78 122H79V124H78ZM87 122H89V123H87ZM101 122V123H100ZM92 123V124H91ZM147 123V124H146ZM77 124V125H76ZM95 124H98V125H95ZM141 124H143V123H141ZM197 124L199 125V124H201V126L200 127H197ZM210 126H209V125ZM212 125H214V123H211ZM83 125V126H82ZM101 125V126H100ZM17 126V130H18V133H20V134H22V133H24L25 132V129H24V127L22 128V126H19V123H18V125H16ZM53 126V129H55V127ZM20 127V128H19ZM85 127V128H84ZM193 128V129H194ZM196 128H195V130H196ZM202 128V129H201ZM212 128H213V126H212ZM211 128V129H212ZM97 130H98V133H97ZM131 130V131H130ZM147 130V129H146ZM195 130H193V131H195ZM204 130V131H203ZM209 131H210V129H209ZM197 132H199V131H197ZM204 132V133H205ZM82 133V134H81ZM195 133V132H194ZM39 134V135H38ZM99 134H102V135H99ZM45 135V134H44ZM76 135H79V136H76ZM94 135V136H93ZM147 135H148V137H147ZM159 135V134H158ZM202 135H204L203 133H202ZM205 135H208V134H205ZM40 136V137H39ZM68 136H69V138H68ZM153 136V135H152ZM154 136H156V137H159V136H157L156 134H154ZM59 137L61 138V139H59ZM76 137H77V139H76ZM98 137H100V139H98ZM150 137H151V135H150ZM40 138V139H39ZM78 138H80V139H78ZM95 138V139H96ZM35 139V140H36ZM39 139V140H38ZM71 139V140H72ZM104 139V140H103ZM85 140V139H84ZM157 140V139H156ZM154 141V142H157V141ZM40 141V142H39ZM52 141L53 142H55L58 146H61L62 144L61 143H63L64 145H62L63 147H64V149H63V147H58L60 150H58V151H56L57 150V148L55 149L54 147H52L51 146V143H52ZM69 141V140H68ZM100 141H102V142H100ZM140 141H142V142H140ZM42 142V143H41ZM99 142L101 143V145H103V146H101L100 147V144H99ZM93 143V144H94ZM61 144V145H60ZM75 144V143H74ZM142 144H144V145H142ZM56 145V146H57ZM68 146V148H70V149H67V146ZM73 145V144H72ZM95 145V144H94ZM140 145V146H139ZM141 145L144 147L143 149H146V153L145 154H143V153H141V151L143 150H141ZM55 146V145H54ZM55 146V147H56ZM137 146V147H136ZM26 147H27V149H26ZM135 147V148H134ZM51 148H54L55 150V152H52L53 150L51 149ZM62 148V149H61ZM132 148V149H131ZM140 148V149H139ZM24 149H26V150H24ZM101 149V150H100ZM205 150H206V148H204ZM203 149V150H204ZM132 150V151H131ZM204 150V151H205ZM24 151H28V153L30 152L31 154H29V156H28V153L27 152H24ZM69 151V152H68ZM208 151V150H207ZM210 151V150H209ZM59 152H61V153H59ZM83 152H85V151H83ZM211 152V151H210ZM26 154V156H25V154ZM55 154H57L58 155V158H57V156L55 155ZM59 154H60V156H59ZM64 154V155H63ZM128 154V155H127ZM132 154V155H131ZM196 154H199V153H196ZM195 153H194V155H196ZM200 154H202V159H201V162H203L204 164H206V165H210L211 163L210 162H212V165H211V167H210V169L208 168V166H207V168L209 169V171H207V172H209V174H210V172L212 171V169H216L215 170V172L214 171H212V173L214 172V175H215V177L217 178V180L218 179H220V180H222V182H224V183H226L227 184V190H228V192H231L232 194H236V187H235V185L234 184H232V181L230 182V180H232V178H231V176L230 175H228V174H230L229 173V170H228V174L225 172V170L227 169H225V170H222V168H224V166H226V165H223V167L221 168V167H219V165H218V163L217 162H215V161H210L209 162V159L210 160H212L213 158H212V156H211V158L208 156V157H205L204 155H203V153L201 152ZM200 154L196 157V156H194L193 154H189L192 158L194 157V158H197L196 159V161L198 160V161H200L199 159L201 158V157H199L200 156ZM212 154V153H211ZM31 155V156H30ZM53 155V156H52ZM61 155L63 156V157H61ZM73 155H74V157H73ZM131 157H130V156ZM193 155V156H192ZM205 155H206V153H205ZM207 155H208V152H207ZM206 155V156H207ZM56 156V157H55ZM55 158V161L53 162V159ZM61 157V158H60ZM76 157H77V159H76ZM78 157L80 158V159H78ZM125 157H126V159H128V161L125 159ZM128 157V158H127ZM143 157H145L144 158V161H143ZM149 157V156H148ZM198 157H199V159H198ZM60 158V159H59ZM98 158V159H97ZM172 158V157H171ZM209 158V159H208ZM64 159H66V160H68L67 162H66V160H64ZM76 159V160H75ZM94 159V160H95ZM102 159V160H101ZM118 160L119 161V163H121L118 167H120V169H116L115 167V170H114V168H113V166L114 165H111V164H113L114 162H113V160L115 161V160ZM134 159V160H133ZM206 159V160H205ZM50 160H52V161H50ZM80 160V161H79ZM84 160V159H83ZM82 160V161H83ZM116 160V161H117ZM131 160V161H130ZM193 160V163H194V165L196 164L195 162L196 161H194V159H192ZM208 160V161H207ZM214 160V159H213ZM7 161V162H6ZM56 161H57V163H56ZM98 161V162H99ZM132 161H134L133 162V164H131V162ZM146 161V162H145ZM148 161H151V158H150V160H148ZM15 164H14V163ZM50 162H53V163H55V164H53L52 165V163H50ZM64 162V164H63V167L61 166V163H63ZM73 162H75V163H73ZM97 162V163H98ZM155 162H157V161H155ZM50 165H49V164ZM86 163V162H85ZM107 163V164H106ZM129 163L132 165V166H130L129 165ZM159 163V162H158ZM192 163V164H193ZM198 163V162H197ZM208 163V164H207ZM215 163V164H214ZM57 164H59L58 165V167H57ZM67 164H68V166H67ZM189 164H191L190 162H188V165ZM204 164H202V165H204ZM11 165V166H12ZM56 165V166H55ZM66 167H65V166ZM76 165V166H75ZM78 165H80V164H78ZM85 165H89V164H85ZM111 165V166H110ZM124 165V166H123ZM193 165V166H194ZM198 165V164H197ZM196 165V166H197ZM202 165L201 164H199V166L200 167H202ZM10 166V167H11ZM71 167L72 168V170H73V172H72V174H71V171L69 172V170L71 169V168H69L68 169V167ZM95 166V165H94ZM121 166H123V167H121ZM126 166V167H125ZM154 166V167H153ZM190 166V165H189ZM192 165H191V167H193ZM218 166V167H217ZM55 167H56V169H57V173H56V169H55ZM84 167V166H83ZM92 167V166H91ZM91 167H89L91 170H92V168ZM108 167V168H107ZM117 167V168H118ZM195 167V166H194ZM198 167V166H197ZM206 166H204V167H202L203 169L205 168ZM214 167H216V168H214ZM228 167V166H227ZM12 168V167H11ZM52 168H54L53 170L54 171H51L52 170ZM59 168V169H58ZM85 168H86V166H85ZM87 168H88V166H87ZM102 168V167H101ZM104 168H102V169H104ZM148 168V169H147ZM165 168V169H167V171H169V173L171 174L172 173V175H173V177H170L171 178V181L172 182H174V180H180V182L178 183H176V181H175V183H176V185L174 184V183H170L173 187L171 188V186H169L168 184H165V182H166V180H169L170 181V178H168L169 176H165L166 178L164 179V174H165V171L163 170V169ZM188 168H190V167H188ZM221 168V169H220ZM206 169V168H205ZM205 169H204V172H205ZM58 170H60V171H58ZM67 170L68 172H69V174H68V172H65V171ZM163 170V171H162ZM51 171V172H50ZM118 172V174H117V172ZM166 171V172H167ZM18 172H19V175L21 176V173H23V178L22 179H18V178H21V177H19V175L16 177V175L18 174ZM60 172V174H58ZM61 172H65L64 174L63 173H61ZM104 172H105V174H104ZM158 172V173H157ZM159 172H161V173H159ZM164 172V173H163ZM219 172V173H218ZM16 173V174H15ZM26 174V176L28 175L29 176V174ZM40 173V174H39ZM168 173V172H167ZM206 173V172H205ZM211 173V177H213L214 175ZM1 174V173H0ZM6 174H9L8 172L6 173ZM9 174V175H10ZM55 176H57V177H55ZM71 174V175H70ZM160 174V175H159ZM161 174H162V176H161ZM169 174V175H170ZM208 174V173H207ZM36 175V174H35ZM59 175V176H58ZM73 175V176H72ZM117 175H119V179L116 177ZM166 175H168V174H166ZM171 175V176H172ZM31 176V175H30ZM33 176V175H32ZM31 176V177H32ZM37 176V177H38ZM44 176V177H43ZM48 176V177H47ZM63 176H64V178H63ZM106 176V175H105ZM125 176H127V177H125ZM59 177V178H58ZM100 177H98L99 178V180L98 181H96V183H98L99 184V181H100V183H101V180L102 179H100ZM136 177V176H135ZM157 177V179H155ZM158 177H161V178H158ZM163 177V178H162ZM33 178H34V176H33ZM47 178V179H46ZM49 178H50V180H49ZM57 178V179H56ZM68 178V179H67ZM102 178V177H101ZM120 178H122V179H120ZM128 178H127V180H128ZM173 178H175V179H173ZM214 178V177H213ZM216 178H214V179H216ZM25 179V180H24ZM60 179V180H59ZM65 179H67V180H65ZM136 179V178H135ZM147 179V180H148ZM173 179V180H172ZM13 180H15V179H13ZM59 182H58V181ZM117 180H118V182H117ZM141 180V181H142ZM144 180V181H145ZM146 180V181H147ZM159 180V181H160ZM225 180V181H224ZM22 181V182H23ZM62 181H64V182H62ZM66 181H67V183H66ZM134 182L136 181V180H133ZM141 181H140V183H141ZM148 181H151V180H148ZM168 181V182H169ZM27 182V181H26ZM34 182H35V187H34ZM62 182V183H61ZM158 182V181H157ZM3 183H4V186L2 187V185H3ZM8 183H9V186H8ZM49 185H47V184ZM59 183V184H58ZM64 183H66V185L64 184ZM69 183V184H68ZM137 183V182H136ZM144 183V182H143ZM165 184V187H164V184ZM167 183V182H166ZM203 183V182H202ZM253 183V182H252ZM251 183V184H252ZM43 184V185H42ZM54 184V185H53ZM67 184L69 185V186H67ZM206 184H208V183H206ZM250 184V187H251V191L253 192V194H252V196L254 195V197H255V195H257L258 197H256V198H260L261 196H262V194L264 193L263 191H264V188H262V187H260V184L259 185H251ZM254 184H255V182H254ZM257 184V183H256ZM12 185V186H11ZM37 185V186H36ZM63 185H65L66 187H68V188H66L65 186H63ZM100 185V184H99ZM142 183H141V187H142ZM167 185H168V187H167ZM6 186V187H5ZM10 186H11V188H10ZM20 186V187H19ZM48 186V187H47ZM140 186V184L137 186V188ZM5 187V188H4ZM18 188L17 190H15L14 188ZM46 187V188H45ZM63 187H64V189H63ZM71 187V186H70ZM140 187V188H141ZM144 187V190H145V186H143ZM182 187V188H181ZM234 187V188H233ZM19 188H20V190H21V188H22V190L21 191H23L22 193H21V191H19ZM23 188H27V190H25V189H23ZM66 188V189H65ZM139 188V189H140ZM150 188V187H149ZM149 188H148V190H149ZM262 188V189H261ZM7 189H9V191H10V193H16V191H17V195H15V197H18L19 196V198H17V199H21V200H23L22 201V203H24L27 207H28V209H29V211H28V213H31L32 215V218H31V216H28V217H30V219L28 218L27 220H26V222L25 221H23V218H19V217H17L16 216V218H14V216H11L10 218H6V217H9L10 216V214H8L7 212H5V210H6V208H5V206H4V203H3V201H4V194H7L8 193V190ZM28 189H30V191H28ZM36 189H37V191H36ZM45 189V190H44ZM47 189V190H46ZM147 189V188H146ZM174 189H176L177 190V188L175 187ZM173 189V190H174ZM186 189H187V186H186ZM12 190H13V192H12ZM15 190V191H14ZM43 190V191H42ZM73 190V191H72ZM143 190V189H142ZM172 190V191H173ZM176 190H174L175 192H176ZM188 190V189H187ZM186 190V191H187ZM5 191V192H4ZM147 190H145V191H141V193L142 192H146ZM167 191V192H166ZM183 191H185V190H182V191H180V192H178L179 194V198H181V200H182V195L185 193V192H183ZM138 192L140 193V191L138 190ZM181 192H183L182 193V195H181ZM14 193V194H15ZM21 193V194H20ZM140 193V195H142ZM148 191H147V193H144L143 195H144V197L147 199V196H148V198H150V196L152 195V197H151V199H153V201L155 202V200H154V198H153V195L155 194H153V193H151V195L149 194L148 195ZM168 193V194H169ZM188 193L189 192H186L185 194H184V199L186 198V199H188L186 196H188L189 197V195H188ZM260 193H261V195H260ZM73 194H75V193H73ZM164 194V195H165ZM174 194H176V193H174ZM190 194V193H189ZM192 194V193H191ZM190 194V195H191ZM69 196V197H68ZM71 196V197H70ZM155 196V195H154ZM177 196V195H176ZM197 196V195H196ZM14 197V198H15ZM72 197L74 198V201L72 200ZM137 197H138V200H140V201H142V203L144 202L145 203V201L146 200H142V199H140L139 197L140 196H138V194H137ZM142 198H143V196H141ZM156 198L155 199H159V201H157V205L160 203L161 204V200L162 199H164V198H159L158 197V195H156L155 196ZM158 197V198H157ZM223 197H226L225 195H223ZM70 198H71V200H70ZM78 198V197H77ZM80 198V197H79ZM144 198V199H145ZM179 198H177L178 200H179ZM189 198H192L193 200H194V198H196L195 197V193H194V196L193 195H191V197H189ZM253 198V197H252ZM255 198V199H256ZM81 199V198H80ZM182 200L183 202H185V203H183V202H181L180 200H179V202H178V204H177V201H173V203L175 204H177V209H181V207L179 206L178 207V205H182L181 203H183V210H184V208H185V210H189V203L188 202H192L191 201V199L190 200ZM79 200V199H78ZM149 200V199H148ZM176 200V199H175ZM151 203V205H153V201L152 200H149ZM148 201V202H149ZM186 201H187V203H186ZM197 202V199L196 200H194L193 202ZM75 202V203H74ZM159 202V203H158ZM181 202V203H180ZM192 202V203H193ZM81 203H83V202H81ZM139 203H141V202H139ZM173 203L172 204H170V205H172V206H174L173 205ZM198 203V202H197ZM73 204V205H72ZM149 204V205H150ZM155 204H156V202H155ZM155 204H154V206L153 207H155ZM159 204V205H160ZM184 204H188V206L187 205H184ZM199 204V203H198ZM204 204V205H203ZM203 204H199V208H200V206H202L203 205V208H207L208 209V204L209 203H206L207 205V207H205V203H203ZM72 205V206H71ZM77 207V208H75V206ZM157 205H156V208H157ZM209 205H211V204H209ZM69 206L70 207H72V208H69ZM73 206H74V208H73ZM176 206V205H175ZM175 206H174V208H173V210H174V213L176 212L175 211ZM242 206H244V205H242ZM169 207H171V206H169ZM3 208L5 209V210H3ZM68 208L69 209H72V210H74L73 212H75V213H73L72 211H71V213L72 214H70L69 216L72 218L71 220H72V222H65V224L67 225V226H69L68 227V229L66 230V232H62V231H60L59 229H58V227H57V225L55 224V220H54V218L57 220V218L56 217H61L62 216V214H63V216H64V214L66 213V210L68 211ZM209 208H212V207H210L209 206ZM244 208V207H243ZM251 208H253V206H251ZM170 209H172V207L171 208H169V210ZM201 209H202V207H201ZM32 210V211H31ZM84 210V211H83ZM173 210H172V212H173ZM182 210V209H181ZM81 211V212H80ZM209 212H211L210 210H209ZM84 213V214H83ZM178 213V212H177ZM176 213V214H177ZM57 214H58V216H57ZM5 215H7V216H5ZM174 215V214H173ZM56 216V217H55ZM73 216V217H72ZM78 216V217H77ZM13 217V218H12ZM69 217V218H70ZM13 219V221H12V219ZM63 218V217H62ZM82 218H83V220H82ZM59 219V218H58ZM20 220V221H19ZM60 220H61V218H60ZM252 220V222H254L253 221V219H251ZM17 221H19V222H21V223H19V222H17ZM73 221H74V224H73ZM23 222H25V224L23 223ZM27 222H29V223H27ZM77 222H78V225H77ZM251 222V223H252ZM19 223V224H18ZM201 227H202V225L204 224V226L202 227L203 228V230H205L206 232H207V234H209L208 233V230L207 229H209L210 231L209 232H211V229H210V224L212 225L213 223H211V220L210 219H202L201 220ZM249 223V222H248ZM251 223H249L250 225H248L249 227H251L252 225H251ZM24 224V227L22 226ZM27 224V225H26ZM70 224H73V225H70ZM20 225H21V227H20ZM75 225V226H74ZM77 225V226H76ZM214 225V224H213ZM247 225V224H246ZM13 226V227H12ZM17 226V227H16ZM27 226V227H26ZM196 226V225H195ZM194 226V227H195ZM236 226V225H235ZM234 226V227H235ZM20 227V228H19ZM73 227V228H72ZM75 227H77L78 228V231H77V229H75ZM198 227H200V224H198V226H197V228ZM212 227V226H211ZM237 227V226H236ZM235 227V228H236ZM249 227H245V230H248V229H250ZM11 228V229H10ZM196 228V227H195ZM196 228V229H197ZM207 228V229H206ZM244 225L241 223L240 224V227L237 229L236 228V231L235 232H237V231H239L240 229H242L241 231H239V232H241V234H242V232H244ZM72 229V230H71ZM216 229V227L214 228V230ZM213 230V231H214ZM60 231V232H59ZM68 231V232H69ZM83 231V234H81V232ZM215 231H217V230H215ZM63 233V235H61L62 233ZM218 232V231H217ZM216 232V233H217ZM248 232H251V231H249L248 230ZM256 232V235H254V233ZM255 232L254 231H252V233H250V235L252 234V239L250 240L249 238L247 239V237H250L249 236V233L247 234V231L243 234L244 235V237L242 236V235H240L239 233H235V235H237L238 234V237L239 236H241V237H234L235 239L236 238H238V239H244V242L245 241H247V240H249V241H247L246 243H248L249 245L247 246V244L245 243V245H246V248H250V247H255V246H259V248L260 249H262V251H263V253H264V239H262V238H264V234H262V233H260V235H258L257 234V232H259V231H257V230H255ZM80 233V234H79ZM212 233V232H211ZM214 233V232H213ZM221 234V233H220ZM234 234V233H233ZM213 235V234H212ZM215 235V234H214ZM217 235V234H216ZM226 237V235L225 234H222V236L220 237V236H215L216 238L217 237H219V238H224V236ZM258 235V236H257ZM261 235H262V237H261ZM45 237V238H44ZM62 237V238H61ZM64 237V238H63ZM157 237L158 236H156L155 238H156V240L157 241H159L158 239H157ZM82 238H80V240L82 241ZM219 238H217V239H219ZM233 238V249H234V246H235V248L236 249H238V245L236 244V242H239L240 243V241H236L235 239ZM45 239H46V241H45ZM78 239H79V237H78ZM170 239L171 238H168V246H169V242H170ZM243 239L241 240V241H243ZM246 239V240H245ZM262 240V242L261 241H259V240ZM220 240V239H219ZM11 241V240H10ZM38 241V242H37ZM42 241V242H41ZM46 243H45V242ZM57 241H59V242H57ZM85 241V240H84ZM162 240H160L158 243H156V244H158L159 245V247H160V242H161ZM167 241V240H166ZM171 241H173V240H171ZM236 241V242H235ZM154 242H156V241H154ZM220 241H217L216 243H218V244H222V241H221V243H219ZM229 242H231L232 243V241H230V240H226L225 241V243H224V241H223V243L224 244H222L221 246L220 245H218L219 246V248L220 249H223V248H221L222 246H225L226 247V245L225 244H228ZM244 242H241V243H243L244 244ZM261 242V243H260ZM43 243V244H42ZM230 243V244H231ZM252 243V244H251ZM47 244V245H46ZM51 244V245H50ZM236 244V245H235ZM243 244H242V247H243ZM254 244V245H253ZM261 244H263V245H261ZM44 245V246H43ZM157 245V246H158ZM162 245V244H161ZM163 245H165V242L163 241ZM162 245V246H163ZM171 245V244H170ZM174 245V244H173ZM245 245H244V248L242 249V247H241V245H240V248L238 249V250H242V252H243V250H246V248H245ZM252 245V246H251ZM144 247H145V245H143ZM143 246H142V250H143V256H144V253H146V255L145 256H147L146 258H148V256H149V258H150V255H147V254H149L148 253V250L149 249H151L152 247H154L155 248V246H152L151 248H149V249H147L148 248V245H146V247L147 248H143ZM156 246V247H157ZM161 246V249H158V251H156V253L157 252H159V254L158 255H156V257H158L159 255H160V251H163V249H164V247H162ZM230 247H231V245H230ZM169 249V247H166V249ZM171 248H172V245H171V247H170V249L168 250V252L171 250ZM175 248V247H174ZM157 249V248H156ZM173 249V248H172ZM219 249V250H220ZM225 249V248H224ZM227 249H229V248H227ZM152 250H153V248H152ZM152 250H150V252L152 251ZM160 250V251H159ZM165 250V249H164ZM155 251H154V253L153 254H156L155 253ZM167 251V250H166ZM153 252V251H152ZM151 252V253H152ZM165 251H163V254H162V252H161V255L160 256H164V259L162 258V257H160L161 258V260H164V261H168V262H170V259L172 260V258L171 257H173V256H176L175 254L173 255V253H172V251L171 252H169L168 254L166 253H164ZM221 252V251H220ZM12 253H14V254H12ZM170 253H172V255L170 254ZM4 254H5V256H4ZM65 255V256H64ZM167 255H169L168 257H167ZM171 255V256H170ZM179 255V254H178ZM176 256V258H180V256ZM197 255H200L199 254V252L197 253ZM244 255V254H243ZM152 256V255H151ZM60 257H61V261H60V263L61 264H78L76 261H74V259H73V257L71 258V257H69V255H66V254H62V255H60ZM154 257H155V255H154ZM156 257L154 258V260L156 259ZM166 257V258H165ZM182 257V256H181ZM197 257V256H196ZM68 258V259H67ZM143 258H145V257H143ZM2 259H4V260H2ZM153 258L151 257L150 259H147V262H150V261H148V260H152ZM159 259V258H158ZM165 259H168V260H165ZM157 260V259H156ZM177 260H182L181 258L180 259H176V260H173L174 261V264H177ZM4 262V263H3ZM160 263H162L161 261H159ZM180 262V261H179ZM182 262V261H181ZM180 262V263H181ZM154 263H155V261H154ZM158 263V262H157ZM165 263V262H164ZM171 263H173L172 261H171ZM180 263H178V264H180ZM159 264V263H158ZM163 264V263H162ZM166 264H167V262H166ZM169 264V263H168ZM182 264V263H181ZM184 264H186V261L184 262Z\"/></svg>",
    "mask_w": 264,
    "mask_h": 264
}]
</instances>
